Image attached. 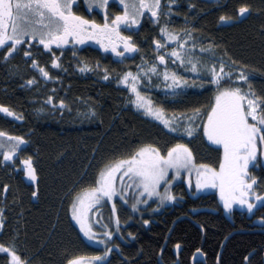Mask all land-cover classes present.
<instances>
[{"label": "trees", "instance_id": "obj_1", "mask_svg": "<svg viewBox=\"0 0 264 264\" xmlns=\"http://www.w3.org/2000/svg\"><path fill=\"white\" fill-rule=\"evenodd\" d=\"M242 5H247L244 14L239 12ZM108 6L112 13L122 11L116 3ZM173 12L187 21L167 23L170 28L192 30L216 56L249 72L242 86L250 85L256 95L264 97V0H178ZM161 15L156 23L145 15L136 30L123 29L122 34L130 36L137 49L119 61L91 45L48 51L32 41L8 57L4 56L7 47L0 48V105L9 110H0V132L25 139L13 163L0 160V243L12 247L26 264H67L74 257L100 253L101 249L81 237L71 220L70 205L74 190L92 185L102 164L142 144L155 143L166 152L167 147L183 142L197 164L219 166L221 149L208 144L201 131L189 139L170 135L162 125L135 111L126 89L116 85L126 71H135L167 50L155 46V40H161ZM222 16L226 19L221 20ZM93 17L102 23L97 11ZM26 51L31 57L25 56ZM53 59H58L59 66L51 63ZM33 60L50 73L49 83L30 67ZM82 65L90 68L85 75L78 71ZM213 92L206 86L179 96L147 93L167 114L200 109L206 116ZM262 152L264 156V141H258V156L249 166L260 192L264 189ZM28 156L36 170V179L30 182L21 170V160ZM173 188L180 199L158 211L153 202L132 211L120 199H116V213L112 203L98 206L92 220L100 218L114 232L109 241L113 250L98 264H160L159 254L162 264H171L177 245L179 264H191L197 251L205 260L195 264H216L217 259L218 264H244L249 253L247 264H264V228L252 224L255 217L264 220V201L252 213L233 209L227 216L215 193L191 196L182 182ZM94 230L101 236L104 231L95 225ZM0 264H12L10 253L0 252Z\"/></svg>", "mask_w": 264, "mask_h": 264}, {"label": "snow or ice", "instance_id": "obj_2", "mask_svg": "<svg viewBox=\"0 0 264 264\" xmlns=\"http://www.w3.org/2000/svg\"><path fill=\"white\" fill-rule=\"evenodd\" d=\"M108 2L109 0H98L99 7L105 9L104 23L98 24L95 20L77 15L73 11L76 0H0V48L7 47L4 56L8 57L18 46L31 44L32 41H36L45 49H51L53 45L75 46L87 40H98L106 50L111 48L117 56L124 57L126 52L136 50L137 45L131 42L130 36L121 33V25L130 27L139 24V17L143 16L146 10L151 17H157L161 0H119L124 11L111 20L107 15ZM246 11L247 5L239 8L240 14ZM224 19L226 17L222 16L221 20ZM166 29V25L160 29L166 41H175L177 44V47L171 49V57L179 59L180 63L184 64L185 58L181 50L194 49L195 41L190 40L188 32H185L181 38ZM166 41L155 40L157 50H163ZM117 42L123 44L124 51L118 50ZM201 51L203 52L204 49ZM24 54L31 57L28 51ZM155 59L164 63L166 55L158 54ZM187 62L192 65L194 72L197 71L198 60L189 57ZM32 63L33 66H38L36 60ZM51 63L59 66L58 59H53ZM172 63L175 64V59ZM39 71L44 77H49V72L45 68L39 67ZM157 72L158 65L153 63L151 68L141 67L136 74L131 71L124 73L120 82L127 84L133 94L134 98L131 102L138 109H142L147 116L161 122L170 135L191 137L194 131L202 128L203 134L209 141L222 146V159L218 168L211 164L194 166L192 151L187 144L177 142L167 147L165 153L155 143H149L138 146L123 158L102 164L92 185L79 191L74 190L71 203V217L83 235L91 241L105 245V252L95 258L97 261L103 260L105 255L111 253L113 249L107 245L114 236L113 230L109 225L102 224L100 218L92 220L91 214L99 211L98 206L102 202L112 201L111 210L116 213V199L125 203L129 199L133 200L131 204L133 209H137L138 204L147 206L153 197L158 198L160 205L174 201L176 196L172 194L170 186L182 175V170L188 172L187 183L191 187V173L195 167L196 189L208 187L218 189L220 200L226 210H232L235 204L246 206L251 210L254 207L253 198L256 201L264 200V193L255 190L257 178L249 173V165L256 159L257 141H264V97L256 95L250 85L247 89L240 86V82L248 81L249 77L239 69L234 72L225 71L223 62L219 64V70L216 65H212L209 69V83L216 86L215 102L206 112V120L197 124L196 121L204 115L200 109H193L189 116L184 114L168 116L164 108L155 106L153 101L141 92L138 87L141 84V74L151 79V74ZM169 78L165 65L164 79L167 81ZM171 79L175 83L178 77L172 73ZM32 82V80L28 81L29 84ZM176 91L177 89L173 88L172 94ZM48 99L51 101L52 98ZM60 105H64L63 100L60 101ZM0 110L9 111L3 105H0ZM0 136H8V134L0 132ZM24 143L25 139L22 136H9L7 143H0L4 159L14 160V154ZM21 165L25 175L35 180L36 170L32 157L23 159ZM169 170L174 172L171 178H169ZM7 188L8 185H4V189ZM161 188L163 191L160 190ZM33 195L36 193L33 192ZM144 223L147 224L148 221L145 220ZM2 225L3 219H0V226ZM94 225L104 229L102 232L104 239H101V234L94 230ZM116 225L118 229V216ZM0 252L10 253L12 264H26V260L12 247L0 243ZM67 264H80V259H70Z\"/></svg>", "mask_w": 264, "mask_h": 264}, {"label": "rangeland", "instance_id": "obj_3", "mask_svg": "<svg viewBox=\"0 0 264 264\" xmlns=\"http://www.w3.org/2000/svg\"><path fill=\"white\" fill-rule=\"evenodd\" d=\"M77 1H79V0H76V2ZM81 2L84 4L85 8L87 10H89V11H92V10L96 9L102 15L103 21H102V23H99L92 16L85 17V16H83V15H81V14H79V13L76 12L77 15L83 16V17H85L87 19L95 20L96 23H98V24H103L104 23V19H105V9L99 7L98 0H96V2H93V0H81ZM110 3H116L118 5V7H120L122 9V11L119 12V13H112V12H110L108 10V7H107V15H108L109 20H111L117 14H120V13H122L124 11V7L119 3V0H109L108 4H110ZM184 3H185V0H184ZM75 5H76V3H75ZM177 5H178L177 0H161L160 9L158 11H159V14H162L161 15L162 16L161 21L163 22L162 27H164L166 25L167 26V29L166 30L168 32L176 33L181 38H183L185 32L190 33V40H194L195 41V48L194 49L185 48L184 50H181L182 51V54L184 55V58H185V63L184 64H181L180 61H179V59L172 58L171 55H170L171 54V49L174 48V47H177L176 42L175 41H171V40H167L166 41V37L160 31L161 41L162 42H165L166 41L167 50L163 53V54L166 55V61L164 63H161V62H158L156 59H154L151 62L150 61L149 62H143L138 68H136V71L135 72H132V73L136 74L141 67L151 68L152 64L153 63H156L158 65V72L151 74V79H148L147 77L143 76V74H141V84L138 85V87H140L141 92L148 99H151L150 96H149V94L147 93L148 91H158L162 95H168V96H179V94L181 92H186L188 89L200 90L203 87L208 86V87H211L212 89H214L213 97H212V101H211V105H212L215 102V95H216V86L214 84L209 83V76H210L209 69L211 68L212 65H216L217 70H219V64L221 62H223L225 64V71H233L234 72L236 69H239V70L243 71L248 77H250L251 74L249 72H247L246 70H244V69L237 68V67H234L233 65H230L229 63H226L224 60H222L221 58H219L218 56H216L215 50L210 45L201 44L198 41V39L194 36L192 30H190L188 28L183 29V30H177V29H174V28H170L168 26L170 24H175V23L176 24H183V23L185 24L186 21H187L186 16H181L179 14H174L173 7L174 6H177ZM145 14H150V13L147 12V10H146L145 11ZM110 16H112V17L110 18ZM141 17H139L140 22H141ZM179 19H181V20H179ZM167 23H168V25H167ZM136 25H138V24L130 25V28H134V27H136ZM122 26L123 25H121V27ZM87 41H89L90 43L94 44L95 46H98L102 51H105V48H103L101 46V44H100V42L98 40H94V41L93 40H87ZM117 45H118L117 46L118 47V50L121 51L123 49V44L120 43V42H117ZM201 49H204V51L202 52ZM109 52H111V54L113 53L111 51V48H109ZM189 57L193 58L194 60H198L199 61V63L197 64V71H195V72L192 70V65L187 62V60H188ZM173 59H175V64L172 63V60ZM165 65L167 67V72L169 73V77H170L167 81L164 79ZM78 71L82 75H85V74H87L90 71V68L88 66H87V68H85V65H82L80 68H78ZM172 73H175L177 75V77H178V79L175 81V83H173V81L171 79V74ZM121 77H123V75ZM121 77L116 81V85L125 88L126 91H127V93L131 96V101H132V99L134 98L133 97V94L129 91L127 84H124V83L120 82ZM103 80H105V77L103 78ZM181 80L183 82H181ZM244 83L245 82H240V86L243 87L242 84H244ZM166 85H172V87H166ZM173 88L177 89V91L175 92V94H172L173 93ZM153 103H154V101H153ZM154 105L155 106H158L155 103H154ZM132 107L134 108L135 111L139 112L142 116H144V117H146L148 119H151V120L159 123L160 125H162L161 122L156 121L152 117L147 116L142 109H138L135 106V104H133V103H132ZM158 107H160V106H158ZM200 112L202 114H204L202 111H200ZM174 114L175 115L184 114L185 116H189V115L192 114V111L191 112H185V113H169V114L166 113V115H168V116H172ZM202 120H206V116L205 115H202L200 117V119H198L196 121V123L197 124H200L202 122ZM200 131L203 134V131H202V128H201V129H199L197 131H194L193 136H197L200 133ZM177 136H180V137L186 138V139H189V138H192L193 137V136L188 137L186 135H177ZM203 136H204V139L206 140V142L208 144L220 148L221 149V152H222V155H223V148H222L221 145H216L213 142L209 141L204 134H203ZM8 138H9V136H0V143H7L8 142ZM258 141H257V155H256V158L258 156ZM181 143H183V142H181ZM23 146H25V143L21 145V147H23ZM16 156H17V153L14 154V159H15ZM261 156H263V152H262V155ZM263 158H264V156H263ZM221 159H222V157H221ZM0 160H2L3 162H9V163H13V161H14V160H5L4 157H3V154H2V150H0ZM254 161H252L250 163V165L253 164ZM192 163H193L194 166L202 165V164H197L193 160V157H192ZM172 175H174V172L172 170H169V178H171ZM191 175H192V186L191 187H189V185L187 183V178H188V172L187 171L182 170V175L180 177H177L176 180L173 181V184L170 186V190H171L172 194L176 196V199L174 201H168L164 205H160L158 203V198L153 197L149 201V203L150 202H153V201H156V202H153L155 204L154 209L156 211H158V210H160V209H162V208H164L166 206H170V205H173V204L177 203L178 200L180 199V196L179 195H176L174 193L173 186L175 184H178V183L182 182L184 184V186H185V189H186L187 193L189 195H191V196H196V195L203 194V193H208V192L215 193V195H216L219 203L223 207V202L220 200V197H219V190L216 189V188H211V187H208L206 189L197 190L196 187H195V175H196L195 167H193V170H192ZM24 178L27 181H29V182H30V180H32L30 177H27L25 175V172H24ZM117 184L119 185V180L117 181ZM160 190L163 191V188H161ZM255 190L257 192H259V193H264V189L261 192L258 189H255ZM263 201L264 200H262V201H256L253 198L254 207L251 210H248L246 206H240L239 204H235L233 206V209H239V210L245 211L247 213H251V212L254 211V209L258 205L262 204ZM108 202L109 203H112V201H108ZM122 202L125 205H128L131 208L132 211H135V210H137L140 207H145V205H143V204H138L137 209H133L131 207V204L134 201L131 200V199H129L127 203H125L124 201H122ZM103 203L104 202H102L100 205H102ZM223 210H224V213L227 216H229L230 215V212L232 211V210H226V209H224V207H223ZM91 216H92V214H91ZM70 217H71V205H70ZM71 220H72L73 224L75 225V227L78 229V232L80 233L81 237L87 243H89L90 245L95 246V247L101 249L100 253H98V254L90 255V256H77V257H74V258H79L80 259V264H98V263L104 262L108 258V256H109L110 253L107 254V255H105L104 258H103V260L97 261L95 258L105 252V245L104 244H100V243H96L94 241L89 240L80 231L79 226L72 219V217H71ZM100 238L101 239H104L103 236H101ZM107 246L108 247H112L110 244H108ZM74 258H72V259H74Z\"/></svg>", "mask_w": 264, "mask_h": 264}, {"label": "flooded vegetation", "instance_id": "obj_4", "mask_svg": "<svg viewBox=\"0 0 264 264\" xmlns=\"http://www.w3.org/2000/svg\"><path fill=\"white\" fill-rule=\"evenodd\" d=\"M177 2H178V0H177ZM78 3V4H77ZM109 5V4H108ZM118 6V5H117ZM108 7V10L110 11V12H112V10H110L109 9V6H107ZM120 8V7H119ZM73 11H75V12H77V13H79V14H81V15H83V16H85V17H90V16H92L93 17V12L94 11H97L96 9H94V10H92V11H89V10H87L86 8H85V6H84V4L81 2V0H79V1H77L76 2V5H74V8H73ZM83 11V12H82ZM98 12V11H97ZM99 13V12H98ZM100 14V13H99ZM88 15V16H87ZM101 15V14H100ZM149 16V18L154 22V23H156L157 22V20H158V18L157 17H151V15L150 14H144L143 16ZM102 16V15H101ZM112 16H110V18H111ZM94 18V17H93ZM95 19V18H94ZM102 19H103V17H102ZM113 19V18H112ZM140 24H138V25H136V27H134V28H130V27H125V26H122L121 28H120V31H121V33H123L122 31H123V29H126V30H136L137 29V27L139 26ZM94 41V40H93ZM78 44H76L75 46H77ZM82 45H91V46H93V47H95V48H97L99 51H100V53H102V54H104L105 56H110L112 59H114V60H120L122 57H119V56H117L115 53L113 54H111V52H109V49H105V51H102L98 46H95L94 44H92V43H90L89 41H85L83 44H79V46L80 47H82ZM99 45V44H98ZM26 46H27V44H26ZM73 44H68V45H63V46H56V45H53L52 47L55 49V48H57V49H60V50H63V49H66V48H74L75 47ZM118 46V45H117ZM52 49V48H51ZM48 51H49V49H47ZM121 50V49H120ZM121 51H124V48L121 50ZM134 51H132V52H126L125 53V56H129V54H132ZM124 56V57H125ZM151 61H153V60H150V62ZM149 62V61H148ZM30 65V67L31 68H33L34 70H35V72H36V75H37V77H39V79L41 80V81H44V82H46V83H49V81H50V73H49V77H44L43 75H42V73L39 71V67H41V66H33V64H29ZM141 65V64H140ZM139 65V66H140ZM138 66V67H139ZM137 67V68H138ZM130 71V70H129ZM136 71V70H135ZM135 71H131V72H135ZM126 72H128V71H126ZM125 72V73H126ZM32 84H34V82L33 83H31L30 85H32ZM48 103H49V101H48ZM252 213V212H251ZM255 219H257L258 220V218H253V221L255 220ZM253 224V223H252ZM255 226V225H254Z\"/></svg>", "mask_w": 264, "mask_h": 264}, {"label": "water", "instance_id": "obj_5", "mask_svg": "<svg viewBox=\"0 0 264 264\" xmlns=\"http://www.w3.org/2000/svg\"><path fill=\"white\" fill-rule=\"evenodd\" d=\"M253 224H255L256 226H258L259 228H263L264 227V220L263 219H259V220L255 219L253 221ZM224 244L225 243H223V245H222V247L220 249V253H221V250H222ZM179 250H180V247H177L176 246L174 248V254H175L176 260L173 263H171V264H179V259H178V251ZM220 253H219V255H220ZM251 254L252 253H249V255L245 258L244 264H247L248 258H249V256ZM158 258H159L160 264H162L160 254H159V257ZM218 258H219V256H218ZM204 260H205L204 255L200 251H197V252L194 253V255H193L192 259H191V264H195L196 262H203ZM216 264H218V259H217V263Z\"/></svg>", "mask_w": 264, "mask_h": 264}]
</instances>
